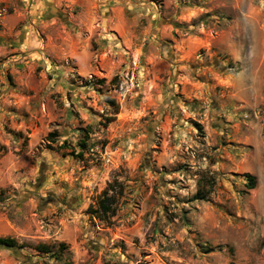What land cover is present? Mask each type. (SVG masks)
I'll return each instance as SVG.
<instances>
[{
	"label": "rangeland",
	"instance_id": "1",
	"mask_svg": "<svg viewBox=\"0 0 264 264\" xmlns=\"http://www.w3.org/2000/svg\"><path fill=\"white\" fill-rule=\"evenodd\" d=\"M0 238V264H264V0H0Z\"/></svg>",
	"mask_w": 264,
	"mask_h": 264
},
{
	"label": "trees",
	"instance_id": "2",
	"mask_svg": "<svg viewBox=\"0 0 264 264\" xmlns=\"http://www.w3.org/2000/svg\"><path fill=\"white\" fill-rule=\"evenodd\" d=\"M114 103V102H112ZM86 142H80L78 144V147H81L82 149L86 148ZM245 177H247L248 179V188L250 190H253L256 188V177L251 175V174H245ZM199 189L196 195V199L197 200H205L206 198V194L209 192L207 191L206 187L209 185H211V182H209V180H206L203 178L200 179L199 181ZM112 200L111 198H104L101 202H100V209L102 213L108 214L110 212H113L114 209L112 208ZM0 246H6V247H10V248H14V247H18L17 242L14 239H10V238H0ZM39 248L41 249H46V246H39ZM47 251V250H46ZM44 250V252H46Z\"/></svg>",
	"mask_w": 264,
	"mask_h": 264
}]
</instances>
